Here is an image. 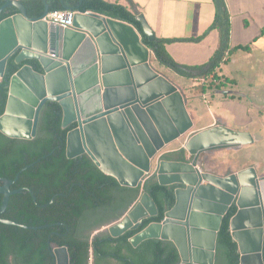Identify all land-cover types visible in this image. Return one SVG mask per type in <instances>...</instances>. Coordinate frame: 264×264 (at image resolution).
<instances>
[{
	"label": "water",
	"instance_id": "95a60500",
	"mask_svg": "<svg viewBox=\"0 0 264 264\" xmlns=\"http://www.w3.org/2000/svg\"><path fill=\"white\" fill-rule=\"evenodd\" d=\"M215 2L219 12L220 0ZM9 7L17 11L0 20V86L1 81L7 86L0 132L9 138H33L44 104L56 102L61 108V127L68 129L67 158L86 154L120 186L141 187L150 176L160 185L174 186L172 206L160 221L129 238L132 247L159 239L176 248L177 264H214L217 232L234 205L229 230L237 244L239 264H264V174H258L254 166L225 175L206 169L212 151L240 148L254 143V137L245 130L215 124L184 140L179 149L183 159L164 158L162 150L188 133L193 122L183 93L152 68V50L142 43L133 25L66 6L74 11L73 22L62 28L44 20L49 12L45 1L36 17L27 15L19 0H7L0 13ZM133 13L147 40L154 41L155 32L143 14L135 8ZM10 57L16 68L7 76ZM216 92L248 98L236 90ZM27 167L14 179L0 177V222L35 230L47 225L27 226L1 218L9 197L22 190L10 189L11 184ZM135 212L139 213L133 216ZM156 214L151 197L140 192L119 219L103 228L117 237ZM52 255L55 264H69L66 246H53Z\"/></svg>",
	"mask_w": 264,
	"mask_h": 264
},
{
	"label": "trees",
	"instance_id": "16d2710c",
	"mask_svg": "<svg viewBox=\"0 0 264 264\" xmlns=\"http://www.w3.org/2000/svg\"><path fill=\"white\" fill-rule=\"evenodd\" d=\"M6 1L0 0V6ZM19 1L31 17L42 13L45 1L49 12L65 10L69 6L76 7L80 12L93 11L129 23L137 29L142 43L153 51L156 59L182 76L191 77L194 70H199L200 77L207 76L222 57L227 56L225 53H229V21L221 2V9L212 25L201 36L194 38L202 39L212 28L219 29L221 33L219 48L204 69V66L181 65L167 54L165 44L176 39L156 38L148 41L134 13L122 4L108 0ZM16 11L13 7L6 8L0 13V20ZM25 63L33 64L32 61ZM14 68L16 65L13 57H10L6 75ZM199 86L204 91L224 85L217 83L212 86L209 83ZM6 99V82L1 81L0 115L4 111ZM61 118L58 103L48 101L40 112L33 138H9L0 132V177L14 179L21 168L28 166L10 186V189H23L9 197L1 218L27 226L47 225L34 230L0 222V264H53L50 243L67 247L69 264H88L90 250L92 264H109V259L117 264H176L177 250L170 242L148 239L136 247L129 243V238L138 231L162 219L164 212L173 204L174 186L158 184L155 176L148 177L141 187L120 186L113 177L102 173L89 157L67 158L65 137L68 129L61 127ZM165 157H172V154ZM28 190L34 194L37 204ZM140 192H146L153 200L157 209L155 216L144 218L138 228L127 230L117 237L106 232L90 237L94 229L119 219ZM1 200L0 194V204ZM235 212L236 207L232 205L222 218L216 238L215 264H239L237 244L229 230V219Z\"/></svg>",
	"mask_w": 264,
	"mask_h": 264
},
{
	"label": "crops",
	"instance_id": "0c3cea01",
	"mask_svg": "<svg viewBox=\"0 0 264 264\" xmlns=\"http://www.w3.org/2000/svg\"><path fill=\"white\" fill-rule=\"evenodd\" d=\"M108 1L122 4L132 12L135 8L139 13H142L148 25L155 32L156 38L176 39L167 42L165 50L172 59L175 58L169 53L171 46H177L181 50H186L187 54L192 55L190 60L180 59L178 63L181 65L204 66L203 68L206 69L207 63L219 48L221 33L217 28L210 29L202 39L194 40L212 25L217 14L215 0ZM220 2L228 15L227 45L229 53H225L227 56L222 57L209 75H215L218 78V83H222L224 86L201 91L199 70H194L191 77L179 75L172 69L162 65L156 59L153 51H151L152 68L181 90L186 99L187 112L193 122V126L188 133L172 141L162 150L166 155L172 154V157L167 158L165 155L164 158L166 159L181 160L183 155L181 156L182 153L179 149L184 140L193 133L215 124H224L233 130H245L254 137V143L241 146L240 148H231V150L250 149V146L257 149L264 141V108L257 109L251 104L264 106V92H262L264 87V0H220ZM237 46H245V48H235ZM231 54H234L235 57L231 62L229 61L231 63L229 64L241 73L247 71L246 75L244 74L245 77H241V73L235 71L234 68L230 70L226 67L228 64L227 59L231 58ZM223 65H225L226 71L217 72L218 69H222ZM170 74L180 78H187L189 81L187 80L188 83L178 85L171 80ZM216 90H236L244 93L248 98L221 94L216 92ZM258 90H261L262 93L257 92ZM254 95H256L255 98L261 97L262 102L259 100L258 104L255 103L253 101ZM206 96H211L212 100L216 96V105H218V111L216 110V112L209 114L208 121L194 104L197 99L204 100ZM226 102H229L232 106H227ZM235 106L239 107L244 113H237L238 108ZM226 155H230L229 151H221L216 158L222 159ZM186 157H188V154H186ZM216 162L211 163L209 167L206 166V169L217 175L236 172L248 166H254L258 174H264V170L261 171L254 162L235 163L231 160L229 162L221 161L224 165ZM221 164L226 166L229 171L221 169Z\"/></svg>",
	"mask_w": 264,
	"mask_h": 264
},
{
	"label": "rangeland",
	"instance_id": "374dc122",
	"mask_svg": "<svg viewBox=\"0 0 264 264\" xmlns=\"http://www.w3.org/2000/svg\"><path fill=\"white\" fill-rule=\"evenodd\" d=\"M120 2H124V0H120ZM169 53L177 60L176 61L175 59H173L177 63L179 62L180 59L190 60L191 57H192L191 54H187V51L186 50H181V48H179L177 46H171L169 48ZM239 53H241V52H239ZM234 57H235L234 54H231V58L230 59H227L228 64H227L226 67H228L230 70L232 68H234L235 71L240 72L239 70L235 69V67H233L232 65H230L231 64L230 62L233 60ZM150 60H151L150 61V64H151V66H153V64H152L153 63L152 58ZM224 66L225 65L222 66V69H220V70L218 69L217 72H220L221 70L226 71L225 70L226 68ZM246 73H247V71L241 73V77H245L244 74L246 75ZM170 77H171V80L174 83L178 84V85H181V84H184V83H188V81H189L187 78H180V77L174 76L173 74H170ZM257 82H259V81H257ZM250 92H252V91H250ZM257 92H261V90H258ZM262 92H264V87H263V91ZM255 96L256 95L253 96V101L255 103L259 102V100H260V102H262L261 99H260L261 97L255 98ZM214 98L215 99L212 100V97L211 96H206V98L204 100L203 99H197L194 102L196 108L201 111V113L203 114V116L206 117V120L207 121L209 120V114H211L213 112H216V110L218 111V105H216V99H217V97L215 96ZM226 104H227V106L228 105L232 106L229 102H226ZM236 108H238L237 109V113H242L243 112V111L240 110L239 107H236ZM250 111H252V110H250ZM263 112H264V110H263ZM221 151H224V152L229 151L230 155H226L225 158H222V159L221 158H218L217 159L216 158L217 157V154L219 152H221ZM217 160H218V162H216ZM230 160L233 161V162H235V163H237V162L238 163L239 162L253 163L254 162L255 164H257L259 166V169L261 171H263L264 170V141L261 143V146H259L257 149L253 148V146H250V149L249 148L248 149H245L244 148V150L243 149H240V150H237V151L231 150V148L212 151L209 154L208 161H210V162L207 164V166L209 167L210 164L211 163H214V162H216V163H222L221 161H223V162H229ZM222 164L224 165V163H222ZM222 164H221V169H223L224 171L225 170L226 171H229V169L226 166H223ZM102 228H103V226L99 227L98 229H94L91 232L90 237H92L93 235H96L98 233H101V232L108 233V231H107L106 228H103V229ZM108 261L110 263H112V264H117L116 261H114V260H110L109 259Z\"/></svg>",
	"mask_w": 264,
	"mask_h": 264
},
{
	"label": "built area",
	"instance_id": "2783aa9c",
	"mask_svg": "<svg viewBox=\"0 0 264 264\" xmlns=\"http://www.w3.org/2000/svg\"><path fill=\"white\" fill-rule=\"evenodd\" d=\"M73 15H74V11H71L69 9L57 10V11L48 12L47 15L44 17V20L49 24H54L62 28H65L72 26ZM208 83H212V85H215L218 83V79H216V77L212 75L201 77V84H208ZM88 264H92L91 250H90V257Z\"/></svg>",
	"mask_w": 264,
	"mask_h": 264
},
{
	"label": "flooded vegetation",
	"instance_id": "af4514ba",
	"mask_svg": "<svg viewBox=\"0 0 264 264\" xmlns=\"http://www.w3.org/2000/svg\"><path fill=\"white\" fill-rule=\"evenodd\" d=\"M37 131V130H36ZM83 155H85V156H87L86 154H81V155H79V156H83ZM88 157V156H87ZM14 183V182H13ZM12 183V184H13ZM11 184V185H12ZM18 189H20V188H18ZM21 189H23V188H21ZM22 191V190H21ZM96 229H98V228H96ZM53 246H57L55 243H50L49 244V251H50V254L52 255V247ZM62 246H64V245H62ZM53 256V255H52ZM52 262H53V264H55V261H54V256H53V258H52ZM109 264H112V263H109ZM177 264V263H176ZM214 264H215V259H214Z\"/></svg>",
	"mask_w": 264,
	"mask_h": 264
},
{
	"label": "bare ground",
	"instance_id": "6f19581e",
	"mask_svg": "<svg viewBox=\"0 0 264 264\" xmlns=\"http://www.w3.org/2000/svg\"><path fill=\"white\" fill-rule=\"evenodd\" d=\"M147 207H149V205H148V204H147ZM147 207H146V208H147ZM138 213H139V212H135V213L133 214V216H135V215H136V214H138Z\"/></svg>",
	"mask_w": 264,
	"mask_h": 264
}]
</instances>
